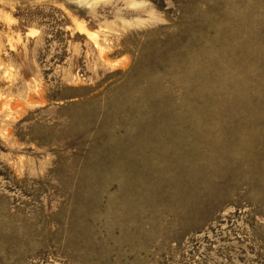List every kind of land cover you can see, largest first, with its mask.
Returning <instances> with one entry per match:
<instances>
[{
  "label": "rangeland",
  "instance_id": "rangeland-1",
  "mask_svg": "<svg viewBox=\"0 0 264 264\" xmlns=\"http://www.w3.org/2000/svg\"><path fill=\"white\" fill-rule=\"evenodd\" d=\"M0 264H264V0H0Z\"/></svg>",
  "mask_w": 264,
  "mask_h": 264
}]
</instances>
